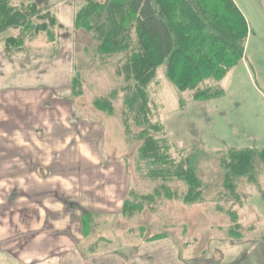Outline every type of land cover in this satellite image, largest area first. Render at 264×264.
Instances as JSON below:
<instances>
[{
	"label": "rangeland",
	"instance_id": "rangeland-1",
	"mask_svg": "<svg viewBox=\"0 0 264 264\" xmlns=\"http://www.w3.org/2000/svg\"><path fill=\"white\" fill-rule=\"evenodd\" d=\"M235 1L249 25L244 58L222 80L201 85L222 88L221 97L196 100L193 91H179L167 77L166 63L147 86V120L160 124L156 135L168 141L175 164L194 172L189 187L182 178L147 174L154 165L138 154L140 128L126 105L131 90L118 71L120 56L103 63L100 41L72 27L83 0H6L12 10H22L24 22L0 31V260L264 264V0ZM55 4L59 19L72 28L52 17L47 7L55 10ZM129 26L134 34V22ZM77 128L101 138L100 148L86 140L92 148L84 147L85 167L92 151L97 162L103 155L123 164L130 185L123 208L118 213L83 208L78 215L62 208L49 220L45 207L38 209L45 218L37 220L32 204L46 194L54 199L53 189L61 185L35 189L32 172L40 181L49 174L34 166L45 156L35 155L32 139L44 130L67 134ZM232 152L250 153L243 174L232 171Z\"/></svg>",
	"mask_w": 264,
	"mask_h": 264
},
{
	"label": "trees",
	"instance_id": "trees-1",
	"mask_svg": "<svg viewBox=\"0 0 264 264\" xmlns=\"http://www.w3.org/2000/svg\"><path fill=\"white\" fill-rule=\"evenodd\" d=\"M74 26L100 41L99 59L107 63L120 56L119 72L127 81L129 110L137 115L141 161L154 167L152 177L183 179L189 187L196 181L191 168L170 158L168 141L158 138L160 124L151 123L147 86L158 67L166 63L167 77L179 91H193L194 99L209 100L224 94L203 87L206 80H222L244 58L249 36L248 22L235 0H83ZM0 1V31L20 26L24 18L17 9ZM51 8L52 17H58ZM17 14L19 16H17ZM135 24L131 33L129 23ZM131 84V85H130ZM143 113L144 117H141ZM250 153L230 154L232 171L243 174ZM229 180V177L227 178Z\"/></svg>",
	"mask_w": 264,
	"mask_h": 264
},
{
	"label": "crops",
	"instance_id": "crops-1",
	"mask_svg": "<svg viewBox=\"0 0 264 264\" xmlns=\"http://www.w3.org/2000/svg\"><path fill=\"white\" fill-rule=\"evenodd\" d=\"M55 12L59 19V7H57L56 4ZM59 21L61 27L72 28L74 26V19L72 27L65 26L60 19ZM72 120L71 118L67 120L68 126H70ZM45 123L47 124L46 121ZM88 123L93 124L90 121H88ZM91 132L92 131H89V134H87L85 130H79L77 128V132H69L67 134L49 133L48 135L45 130L40 135L35 133L37 137L35 140L32 139V142H35L32 150L35 152L36 156H45V158L40 161L36 158L37 162L34 163V166L35 168H43L47 171L44 173L49 174L48 177L40 181L38 179L40 178L38 172L36 170L32 172L35 173L31 177L34 180L33 184L35 183V189L41 188L44 185L48 188L50 183L51 185L54 183H58L57 186L61 185V188L53 189L56 191L53 196L54 199L51 200V197H49L50 195L48 196V194H46V197L43 198L41 202L32 204V206H35L37 209L35 211L38 215L36 218L37 220H43L45 218L41 217L44 211L38 210L45 207H47L45 213L48 215V217H46L49 220L50 214L53 216L56 215V213L61 214L62 208L75 211L74 213L77 215L78 213L76 211H79V213L83 212V208L99 213L121 212L130 186L128 176L125 172L126 170L123 168L122 163L115 161H113L114 163L107 162L103 155L100 157L101 161H95L96 157L94 151H92L89 166L85 167L84 158L87 155L84 147L87 146L92 148V145L86 143V140L94 142L96 148L101 147L100 136L95 140ZM41 135L43 137L38 140V136L40 137ZM75 162H77V164H69ZM75 170H77V172H74ZM68 172L69 174L73 173L75 175L70 177L63 175ZM1 177L4 178V175L1 174ZM0 261L2 264H6L3 259Z\"/></svg>",
	"mask_w": 264,
	"mask_h": 264
}]
</instances>
